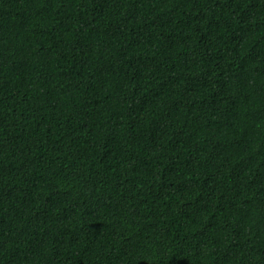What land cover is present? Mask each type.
<instances>
[{
	"label": "trees",
	"instance_id": "16d2710c",
	"mask_svg": "<svg viewBox=\"0 0 264 264\" xmlns=\"http://www.w3.org/2000/svg\"><path fill=\"white\" fill-rule=\"evenodd\" d=\"M0 264H264V0H0Z\"/></svg>",
	"mask_w": 264,
	"mask_h": 264
}]
</instances>
